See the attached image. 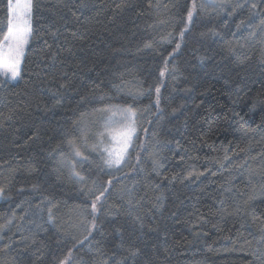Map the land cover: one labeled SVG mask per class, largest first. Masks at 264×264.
Segmentation results:
<instances>
[{"label": "trees", "instance_id": "obj_1", "mask_svg": "<svg viewBox=\"0 0 264 264\" xmlns=\"http://www.w3.org/2000/svg\"><path fill=\"white\" fill-rule=\"evenodd\" d=\"M0 264H264V0H32L0 73Z\"/></svg>", "mask_w": 264, "mask_h": 264}, {"label": "rangeland", "instance_id": "obj_2", "mask_svg": "<svg viewBox=\"0 0 264 264\" xmlns=\"http://www.w3.org/2000/svg\"><path fill=\"white\" fill-rule=\"evenodd\" d=\"M32 0H11L9 30L0 44V73L13 81L20 77L22 62L31 36ZM106 160L121 165L127 157L136 133L135 109L116 106L100 118Z\"/></svg>", "mask_w": 264, "mask_h": 264}]
</instances>
